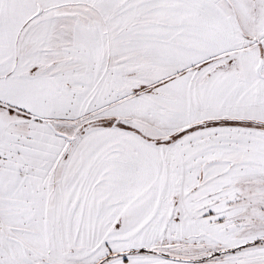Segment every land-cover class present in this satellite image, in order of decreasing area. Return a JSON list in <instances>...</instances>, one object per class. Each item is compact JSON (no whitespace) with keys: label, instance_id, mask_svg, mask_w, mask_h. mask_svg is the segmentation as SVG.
Instances as JSON below:
<instances>
[{"label":"snow or ice","instance_id":"1","mask_svg":"<svg viewBox=\"0 0 264 264\" xmlns=\"http://www.w3.org/2000/svg\"><path fill=\"white\" fill-rule=\"evenodd\" d=\"M0 264H264V0H0Z\"/></svg>","mask_w":264,"mask_h":264}]
</instances>
